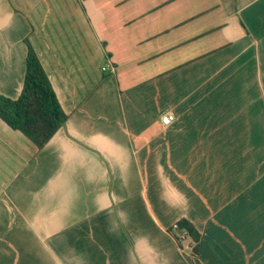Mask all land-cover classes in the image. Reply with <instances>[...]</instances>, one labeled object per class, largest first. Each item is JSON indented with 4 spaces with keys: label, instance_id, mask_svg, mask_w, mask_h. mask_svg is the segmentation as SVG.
Here are the masks:
<instances>
[{
    "label": "crops",
    "instance_id": "obj_1",
    "mask_svg": "<svg viewBox=\"0 0 264 264\" xmlns=\"http://www.w3.org/2000/svg\"><path fill=\"white\" fill-rule=\"evenodd\" d=\"M26 38L67 119L0 118V264H264V0H0L10 98Z\"/></svg>",
    "mask_w": 264,
    "mask_h": 264
},
{
    "label": "trees",
    "instance_id": "obj_2",
    "mask_svg": "<svg viewBox=\"0 0 264 264\" xmlns=\"http://www.w3.org/2000/svg\"><path fill=\"white\" fill-rule=\"evenodd\" d=\"M24 41L27 52L22 87L16 98L0 93V118L11 128L23 133L37 148H41L64 125L67 114L35 50L27 38ZM179 227L185 229L193 239H198L197 230L188 220L182 219Z\"/></svg>",
    "mask_w": 264,
    "mask_h": 264
},
{
    "label": "built area",
    "instance_id": "obj_3",
    "mask_svg": "<svg viewBox=\"0 0 264 264\" xmlns=\"http://www.w3.org/2000/svg\"><path fill=\"white\" fill-rule=\"evenodd\" d=\"M112 65L109 62H106L105 64H103L101 66V69L107 70V69H112L113 67H111ZM174 119V115L172 112L170 111H166L165 113H163L160 117V120L162 122V124L167 125L169 123H171ZM172 232L175 236V238L182 244L185 239L189 236L188 232L185 229H182L179 227V225L177 223H173L172 224Z\"/></svg>",
    "mask_w": 264,
    "mask_h": 264
},
{
    "label": "rangeland",
    "instance_id": "obj_4",
    "mask_svg": "<svg viewBox=\"0 0 264 264\" xmlns=\"http://www.w3.org/2000/svg\"><path fill=\"white\" fill-rule=\"evenodd\" d=\"M119 6H120V5H117V8H119ZM122 8L125 9V8H126V5L122 6Z\"/></svg>",
    "mask_w": 264,
    "mask_h": 264
}]
</instances>
